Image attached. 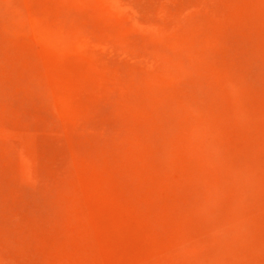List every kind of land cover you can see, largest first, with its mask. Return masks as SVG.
<instances>
[{
	"label": "rangeland",
	"instance_id": "1",
	"mask_svg": "<svg viewBox=\"0 0 264 264\" xmlns=\"http://www.w3.org/2000/svg\"><path fill=\"white\" fill-rule=\"evenodd\" d=\"M109 3L0 0V264H264V0Z\"/></svg>",
	"mask_w": 264,
	"mask_h": 264
},
{
	"label": "bare ground",
	"instance_id": "2",
	"mask_svg": "<svg viewBox=\"0 0 264 264\" xmlns=\"http://www.w3.org/2000/svg\"><path fill=\"white\" fill-rule=\"evenodd\" d=\"M105 7H110V0H99ZM23 27H25L23 25ZM28 28L30 29L34 38L42 43H44L48 48L53 49L55 46L60 44L66 50L73 51L78 50L77 46L84 47L85 43H77L71 39V37L63 36L62 33L58 31L48 32L42 25L35 19H31L28 23Z\"/></svg>",
	"mask_w": 264,
	"mask_h": 264
}]
</instances>
